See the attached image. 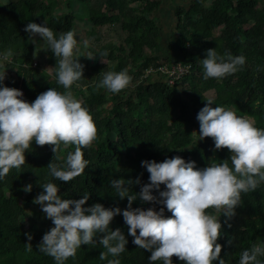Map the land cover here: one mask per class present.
Here are the masks:
<instances>
[{
  "label": "trees",
  "instance_id": "1",
  "mask_svg": "<svg viewBox=\"0 0 264 264\" xmlns=\"http://www.w3.org/2000/svg\"><path fill=\"white\" fill-rule=\"evenodd\" d=\"M163 1L5 0L0 4V51L11 48L14 53L12 63L5 69L4 85L21 89L29 102L50 87L63 91L54 78L55 59L50 50L42 49L46 48L45 43L37 51L38 61L35 59L40 39L37 36L33 42L27 37L24 26L29 21L45 23L59 34L74 30L76 20L85 19L96 41L100 39L98 27L119 23L125 32L121 42L106 41L89 50L96 54L93 58L81 55L78 59L84 66L83 77L71 90L88 108L97 128V139L83 150L89 161L83 173L69 182L54 180L47 164L51 160L62 162L73 146L61 144L53 153L50 145L33 142L25 150L21 168L11 169L0 180V264H55L51 256L37 248L43 233L53 226L51 220L42 212L26 208L34 206L33 198L43 191L40 184L49 180L57 183L62 198L78 199L89 192L85 205L98 202L104 207L124 208L127 198L114 195L110 181L139 175L141 184L148 182L141 160L162 161L165 156L179 155L185 161H195L196 167H204L213 159H226V147L215 150L210 137L195 143V131L199 132L195 116L206 103V92L214 93L212 107L219 104L230 108L264 128V0H186V4H176L175 36L168 46L181 54L178 58L159 54L162 29L155 13ZM59 4L63 12L57 11ZM208 48H216L220 54L225 50L233 55L243 54L245 64L220 80H205L200 59ZM99 53L104 55L99 57ZM176 61L190 67L173 85L163 81L158 73H147L150 67ZM122 69L132 77L129 88L113 94L95 87L103 73ZM27 183L32 184L29 192L23 190ZM139 188V184H133L130 191L138 192ZM132 206L150 205L137 198ZM164 215L171 213L165 210ZM219 219L220 256L226 264H238L243 249L264 241V183L242 193V204L236 207L233 217L226 220L221 214ZM109 227H119L128 240L125 252L120 254V264H149L150 252L132 243L120 214L113 217ZM26 233L31 234V240ZM94 239V247L82 244L75 258H68L65 264H106L99 258V252L106 250L98 243V237ZM172 260L173 264H183L175 256Z\"/></svg>",
  "mask_w": 264,
  "mask_h": 264
},
{
  "label": "clouds",
  "instance_id": "2",
  "mask_svg": "<svg viewBox=\"0 0 264 264\" xmlns=\"http://www.w3.org/2000/svg\"><path fill=\"white\" fill-rule=\"evenodd\" d=\"M24 31L30 41L35 42L38 36L46 44L42 49L50 50L55 59L54 78L63 91L50 87L27 101L20 89L4 85L5 69L12 63L14 53L11 48L0 51V180L11 169L21 168L25 150L34 142L50 145L53 153L61 144L73 146L62 162L51 160L47 164L54 180L69 182L88 166L83 150L97 139V128L88 108L71 90L83 77L84 66L78 57L91 59L96 54L80 53L78 34L72 29L55 34L45 23L29 21ZM83 44L86 47L87 41ZM205 51L200 59L205 80H220L245 64L243 54L233 55L227 50L220 54L216 48ZM131 81L127 70L107 71L95 87L115 94L129 88ZM204 100L206 103L195 116L199 124L195 143L210 137L215 150L226 147V159H213L204 167H196L195 161H185L179 155L165 156L162 161L141 160L148 182L141 184L139 175L110 181L114 195L127 198L124 208L104 207L98 202L85 205L89 192L78 199L62 198L57 183L49 180L40 184L43 191L32 202L40 206L53 226L43 233L38 250L51 256L55 264H65L68 258H75L82 244L94 247V237H98V243L106 250L99 252L100 260L120 264L119 257L128 240L119 227H109L113 217L120 214L132 243L150 252L149 264H173V256L183 264H226L217 242L221 235L219 216L223 214L226 220L233 217L236 207L242 204V193L256 190L264 183V128L230 108L219 104L212 107L211 95ZM133 184L140 185L138 192L130 191ZM31 188V183L23 185L25 192ZM137 198L150 206L133 207ZM165 210L171 215L165 216ZM26 235L31 240V234ZM238 264H264V241L243 249Z\"/></svg>",
  "mask_w": 264,
  "mask_h": 264
},
{
  "label": "rangeland",
  "instance_id": "3",
  "mask_svg": "<svg viewBox=\"0 0 264 264\" xmlns=\"http://www.w3.org/2000/svg\"><path fill=\"white\" fill-rule=\"evenodd\" d=\"M5 0H0V4L4 2ZM186 0L180 1V0H164L161 4L160 8L156 11V21L161 26V39L162 44L160 46V55L166 56L170 54L172 58H178L181 57V54L174 48H170L168 46L170 40L175 36L174 33V26H175V17H174V8L176 7V4H186ZM189 4V2H188ZM58 12H63L64 9L62 8V4H59L57 8ZM89 23L85 19H77L76 25H75V31L78 34V43L80 48L81 54H87L89 53V50L91 48H98L99 45L104 44L106 41H112L119 43L122 41L125 32L120 28V24H108L106 26H103L101 28H96L97 32L100 35L99 41L94 40V36L90 35L89 30ZM216 33V30H215ZM83 41H87V46L85 47L83 44ZM44 46V42L39 40L38 43V49L36 50L35 59L37 60L38 53L42 47ZM85 58H88L84 56ZM80 57H78L79 59ZM103 59L99 58V61H102ZM40 65L43 64V60H41ZM88 65H90V61L86 62ZM164 81V80H163ZM214 96L213 91L206 92V96ZM246 118V117H245ZM196 136V134H195ZM27 210L30 212H41L40 206L38 204H34V206H26Z\"/></svg>",
  "mask_w": 264,
  "mask_h": 264
},
{
  "label": "built area",
  "instance_id": "4",
  "mask_svg": "<svg viewBox=\"0 0 264 264\" xmlns=\"http://www.w3.org/2000/svg\"><path fill=\"white\" fill-rule=\"evenodd\" d=\"M189 67L190 64H184L180 61H176L171 63L170 65L162 64L156 67H150L147 70V73H158L162 76L163 80L166 81V83H168L169 85H173L188 72Z\"/></svg>",
  "mask_w": 264,
  "mask_h": 264
}]
</instances>
